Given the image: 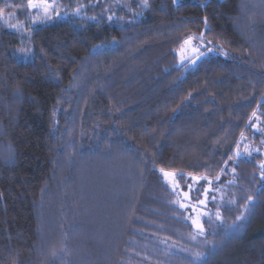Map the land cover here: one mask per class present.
<instances>
[{
    "label": "trees",
    "instance_id": "obj_1",
    "mask_svg": "<svg viewBox=\"0 0 264 264\" xmlns=\"http://www.w3.org/2000/svg\"><path fill=\"white\" fill-rule=\"evenodd\" d=\"M27 2L0 0V264H264V0H59L29 36ZM202 35L225 56L181 65ZM161 170L232 183L204 258Z\"/></svg>",
    "mask_w": 264,
    "mask_h": 264
},
{
    "label": "rangeland",
    "instance_id": "obj_2",
    "mask_svg": "<svg viewBox=\"0 0 264 264\" xmlns=\"http://www.w3.org/2000/svg\"><path fill=\"white\" fill-rule=\"evenodd\" d=\"M34 2L46 4L47 13L45 14L43 8L28 7V0L25 6L26 12L28 11V13L25 14H29V16L26 20L19 21L17 16L13 14L8 18L6 23L16 25L14 29L29 36L31 31L39 25H46L53 23L58 19L68 17L67 14H63V9H60L58 4L59 0H34ZM74 13L79 15V11ZM191 38V42L189 44L184 43L182 48L178 51L179 63L187 66L189 69L196 68L200 62L209 56H225L226 54L220 46L213 44L209 39L205 38L204 35L193 36ZM193 49H195V51H193ZM245 141L243 143L244 146H240L237 149V157L249 158L250 154L259 153V149L256 150L255 147L250 146L246 143L247 141ZM262 154L264 156V147L262 149ZM262 166H264V163ZM163 173L164 172H161L162 177L167 187L174 195L176 206L182 210L185 222L191 225L194 232L193 236L189 238L191 246L189 253L192 255L191 258L196 261L198 259L196 257L197 253L200 254V258H204L207 251L214 248L212 242L206 238L204 221L210 220L212 217L217 219V213H219L221 217V208L224 206L225 201L228 198V191L232 183H222L219 181L215 183L214 181H205L201 178L186 177L184 179L185 185L183 186L178 175L175 174L174 177H166ZM231 173L234 174V172ZM185 193L187 196H185ZM200 201H204V203L201 204ZM181 205H184V207H181ZM198 216L204 228V233L202 235L198 233V229L192 223L193 219H196ZM241 221L242 220L240 219L238 223L231 226V232L242 229L243 223ZM193 237H195V239H193Z\"/></svg>",
    "mask_w": 264,
    "mask_h": 264
},
{
    "label": "snow or ice",
    "instance_id": "obj_3",
    "mask_svg": "<svg viewBox=\"0 0 264 264\" xmlns=\"http://www.w3.org/2000/svg\"><path fill=\"white\" fill-rule=\"evenodd\" d=\"M28 7H30V8H43L45 14L47 13V7H46V4H44V3H36V2H34V0H29ZM0 12H2V10H0ZM10 26L13 27V28L16 27V25H10ZM191 39L192 38H189V39L185 40L184 43L185 44H189L191 42ZM193 51H195V49H193ZM262 167H264V166H262ZM161 171L163 172V170H161ZM163 174L166 177H174L175 176L174 173H169V172H164ZM185 196H187L186 193H185ZM200 203L203 204L204 201H200ZM181 207H184V205H181ZM205 215H206V213H205ZM217 219L218 220L221 219L219 213H217ZM192 223L198 229V233L202 235L204 233V228H203V226H202V224L200 222L199 216L196 219H193ZM193 239H195V237H193ZM196 257L199 259L200 258V254L197 253Z\"/></svg>",
    "mask_w": 264,
    "mask_h": 264
}]
</instances>
